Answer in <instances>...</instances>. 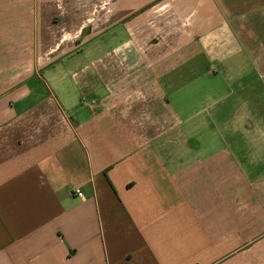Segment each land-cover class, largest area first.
<instances>
[{
	"label": "crops",
	"instance_id": "obj_1",
	"mask_svg": "<svg viewBox=\"0 0 264 264\" xmlns=\"http://www.w3.org/2000/svg\"><path fill=\"white\" fill-rule=\"evenodd\" d=\"M0 264H264V0H0Z\"/></svg>",
	"mask_w": 264,
	"mask_h": 264
},
{
	"label": "rangeland",
	"instance_id": "obj_2",
	"mask_svg": "<svg viewBox=\"0 0 264 264\" xmlns=\"http://www.w3.org/2000/svg\"><path fill=\"white\" fill-rule=\"evenodd\" d=\"M109 38L110 36L107 35L99 39L101 43H106L108 50L120 43V40H124L123 38H118L116 41H112ZM106 57L108 58V56ZM177 58L179 68L172 73V78L176 82V88L171 92L170 101L176 108L177 114L183 117L182 127L185 129L184 131H187L188 145L196 149V152L201 157L214 155L215 150L223 146L222 140L217 135V130L222 129L224 126L222 121L213 120V109L215 108L213 101H209L210 110L205 111L202 119L196 120L194 118L193 121H189L186 119V117L189 118V114L185 112V107L190 103H193V108H195L196 105L204 100V96L208 93L209 79L204 77L201 72H191L189 69L190 64L184 61L183 53L178 55ZM201 149H203V152H200ZM206 150L207 153L204 152Z\"/></svg>",
	"mask_w": 264,
	"mask_h": 264
},
{
	"label": "built area",
	"instance_id": "obj_3",
	"mask_svg": "<svg viewBox=\"0 0 264 264\" xmlns=\"http://www.w3.org/2000/svg\"><path fill=\"white\" fill-rule=\"evenodd\" d=\"M71 193L75 197L82 198V199L84 198V195H83L81 189H79V188L74 187L73 189H71Z\"/></svg>",
	"mask_w": 264,
	"mask_h": 264
}]
</instances>
